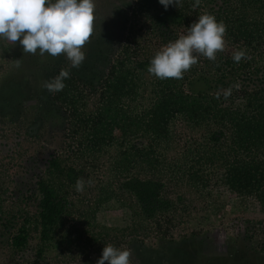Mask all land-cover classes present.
<instances>
[{
    "label": "trees",
    "instance_id": "trees-1",
    "mask_svg": "<svg viewBox=\"0 0 264 264\" xmlns=\"http://www.w3.org/2000/svg\"><path fill=\"white\" fill-rule=\"evenodd\" d=\"M194 3L181 0L166 11L158 0L141 1L152 35L164 46L189 26L192 14L209 13L226 25L224 39L232 52H218L215 61L198 58L182 79L153 75L149 81L152 58L128 46L118 54L105 38L108 56L101 62L94 55L102 47L98 43L88 48V62L79 68L67 66L63 56L41 67L44 82L70 68L63 91L43 88L33 100L26 94L0 95L2 116L11 120L20 119L25 102H34L29 136L37 133L33 124L53 133L63 128L73 139L81 136L82 148L89 143L86 148L97 153L116 151L115 175L90 209L71 200L76 180L87 172L55 156L44 176L39 173L26 192L20 191L21 205L6 210L0 198V250L15 256L16 264H54L46 259L53 249L69 258L63 263L56 256L61 264H96L102 249L89 248L114 234L119 245L132 250V264H264V0ZM236 50L247 54L239 63L232 59ZM229 87L232 94L225 100L221 90ZM179 125L199 135L189 137L182 160L173 163ZM229 203L237 213L227 247L218 251L216 222ZM115 208L124 215L121 228L103 220L104 210ZM75 215L101 230L89 245H81L79 231L66 230ZM182 227L185 232L177 235Z\"/></svg>",
    "mask_w": 264,
    "mask_h": 264
},
{
    "label": "rangeland",
    "instance_id": "rangeland-1",
    "mask_svg": "<svg viewBox=\"0 0 264 264\" xmlns=\"http://www.w3.org/2000/svg\"><path fill=\"white\" fill-rule=\"evenodd\" d=\"M141 1L94 0V34L83 46L85 54H87L86 51L91 45L95 47L99 43L102 47L101 49H95L94 55L97 61L101 62L102 59L108 56L105 53L106 46L103 42H105V38H109L108 43H110V46L113 43L115 44L114 46H116L118 54H121L123 49L128 46L133 49H138L139 55L145 54L147 58H153L155 53L164 45H161V41L152 35L150 17L147 16L148 12L141 9ZM197 19V16L192 14L189 20V26L180 28L177 32L178 37L185 35L188 27ZM227 44L228 41L225 40L226 51L231 49L230 52H232V48ZM61 56L65 57L64 55L52 57L47 54L40 56L39 50L37 54L24 53L19 42L12 43L0 39V95L3 96V94L11 92L17 95L16 98L21 94H26L24 97L28 96L27 99H31V97L38 98L39 92L43 90L42 84L46 80L44 73L42 74L44 67H47L54 61L59 63L62 60H60L62 58ZM86 58L88 59L87 56ZM86 58L84 62L87 63ZM198 58L202 60L206 59L202 55H199ZM64 61H67L66 65L70 67V62L66 58ZM147 77L149 81L154 80L153 75L148 74ZM12 83L17 84L16 90H1ZM20 87L23 88L20 89ZM149 93L146 92L145 96ZM31 100L25 102V107L21 110L22 116L18 120H11V117L2 116L4 112L0 106V198L4 204V208L7 210L14 207L15 209L17 205L23 203L22 200L25 197L20 195V191L26 192L27 190L25 188L36 182L39 173L44 176L48 161L52 156L62 158L76 168L85 169L87 172L86 176H88L86 177L87 179H84L85 189L83 192L75 191L74 195L71 196V200L74 204L83 205L87 209L94 207L99 197L100 188L105 187V184H109L111 178L115 175L113 156L116 155V151L110 154L97 153L92 151L90 147L89 149L86 148L89 143H86V146L82 148L79 144L81 136L74 138V140L69 136L70 131H65L63 128L59 132L53 133L47 128L38 130L40 127H36L33 124L31 128L35 132L37 131V133L29 136L28 128L32 125L31 122L34 118L32 110L34 102ZM175 131V151L170 153L171 157H174L173 163L174 160L177 162L182 160V157H179V155L180 152L183 153L184 144L189 137L191 135H199V132L195 131L193 133L183 129V125H179ZM36 167L38 169L34 171L33 169ZM89 180L92 181L91 184L87 183ZM172 185H174L173 179L170 182V186ZM199 206L200 204L197 202L196 207L199 208ZM84 207L82 209L86 210ZM236 213L237 206L235 203H229L228 209L222 212L217 219L216 226L218 231H216L215 245L218 251H220L223 245L226 246L225 237L227 234L230 235L229 226L232 225L233 221L231 219H233ZM103 220L109 226L121 228L125 225L123 213L116 208L107 211L104 210ZM70 229L82 233V246H85L87 243L89 245L92 237L98 236V232L101 231L100 229L94 230L88 228L87 222L84 219L81 220L78 215L72 216L66 221V230ZM183 229L184 227L178 230L176 234L180 235L185 232ZM114 237L115 234L110 235L107 242L101 245L94 244L95 246L89 249H92L94 252L100 251L108 244L124 248L122 244L119 245L118 240ZM34 245H38V241H35ZM7 252L8 250H0V264H16L14 262V258L16 257L7 254ZM101 254L97 256H101ZM56 256H60L59 249L49 250L46 259L49 263L61 264L55 258ZM59 258H61L60 260L63 263L69 260V258L65 259L61 256ZM25 261L27 260H22L21 264H26Z\"/></svg>",
    "mask_w": 264,
    "mask_h": 264
},
{
    "label": "clouds",
    "instance_id": "clouds-1",
    "mask_svg": "<svg viewBox=\"0 0 264 264\" xmlns=\"http://www.w3.org/2000/svg\"><path fill=\"white\" fill-rule=\"evenodd\" d=\"M158 2L166 11L170 6L181 4V0ZM199 4L200 0H195L193 7ZM94 9V0H0V39L19 42L24 53L37 54L39 50L40 56L64 55L70 68H79L86 58L83 46L94 34ZM225 33L223 21H218L212 14H202L188 27L185 35L155 53L147 71L160 80L182 79L184 73L198 62L199 55L216 60L217 53L225 49ZM246 55L244 50H236L232 59L239 63ZM70 68H62L55 77L43 82L42 87L50 93L63 91L65 80L71 75ZM221 92L226 100L232 94V87ZM220 94L217 93V99ZM74 187L77 192H83L85 181L78 178ZM131 256V249L108 244L96 264H132Z\"/></svg>",
    "mask_w": 264,
    "mask_h": 264
},
{
    "label": "flooded vegetation",
    "instance_id": "flooded-vegetation-1",
    "mask_svg": "<svg viewBox=\"0 0 264 264\" xmlns=\"http://www.w3.org/2000/svg\"><path fill=\"white\" fill-rule=\"evenodd\" d=\"M117 15V14H116ZM118 16V15H117Z\"/></svg>",
    "mask_w": 264,
    "mask_h": 264
}]
</instances>
